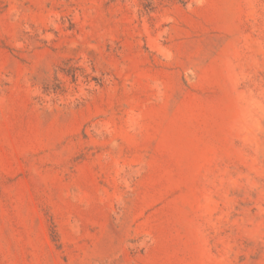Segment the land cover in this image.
<instances>
[{
    "label": "rangeland",
    "instance_id": "obj_1",
    "mask_svg": "<svg viewBox=\"0 0 264 264\" xmlns=\"http://www.w3.org/2000/svg\"><path fill=\"white\" fill-rule=\"evenodd\" d=\"M0 264H264V0H0Z\"/></svg>",
    "mask_w": 264,
    "mask_h": 264
}]
</instances>
